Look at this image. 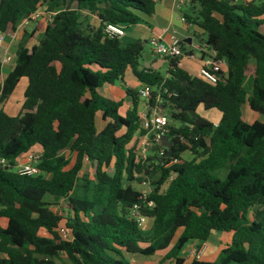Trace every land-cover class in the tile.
<instances>
[{"label":"trees","instance_id":"1","mask_svg":"<svg viewBox=\"0 0 264 264\" xmlns=\"http://www.w3.org/2000/svg\"><path fill=\"white\" fill-rule=\"evenodd\" d=\"M185 6L186 23L225 61L216 84L176 60L165 58V73L147 68L142 41L124 44L108 32V25L129 28L152 17L155 0H0L6 38L31 13H54L43 31L38 23L22 33L5 78L0 60V159L7 162L0 166V264H56L61 254L71 264H134L131 256L158 253V264H264V122L242 113L248 104L264 114V0ZM128 69L155 88L147 114L167 109L170 155L164 147L138 152L147 133L138 90L125 88L123 111V100L102 93L105 85H125ZM22 78L24 102L11 116L3 108ZM209 111L220 113L218 122ZM36 147L39 174L17 173V159ZM214 232L230 234L215 260L182 257L190 242L205 243Z\"/></svg>","mask_w":264,"mask_h":264},{"label":"crops","instance_id":"2","mask_svg":"<svg viewBox=\"0 0 264 264\" xmlns=\"http://www.w3.org/2000/svg\"><path fill=\"white\" fill-rule=\"evenodd\" d=\"M156 1V7H155V13L152 17L145 18L144 22L133 26L134 28V34L135 36H139L140 38H147V40H144V43H147L149 45V40L152 36H160L162 39L166 42H169L170 38L172 36H176L180 42H182V49L184 52V55L180 58V62L182 64V69L184 70L185 67H188L187 61H185L184 57L191 59L192 61H198V67L196 68H190L192 71L195 69L197 70L196 75L198 77V70L202 65L203 59L206 58V56H210L213 54V51L207 48V45L203 44V41L201 39V36L199 33H197V30L188 25L187 23H184L181 21L180 16L183 14L184 9L186 10L187 7H182L181 10L177 8V1L178 0H155ZM187 1V0H184ZM236 3H240L243 0H235ZM246 1H252V0H246ZM261 1V0H259ZM45 7H43L41 10L45 11ZM92 19H95V17L92 14H89ZM179 21L182 23L180 24L181 28L186 31V33H183L182 35L179 34L178 29V23ZM41 24V22H38ZM36 23V25L38 24ZM45 26V24H44ZM26 28H23L20 32L18 31L15 34L14 38H6L9 39L10 42L7 44H3V52L6 53L8 56H12L10 51L11 48L15 45L18 46L20 39L22 38L21 33L24 32ZM124 31V35L122 36L124 39L127 37V33L131 30V28H122ZM38 32V31H37ZM194 39L198 40V43L194 45ZM127 44V43H126ZM145 57L143 65L145 66L146 63V52H149L152 55L151 61L148 63L150 65L149 68H153L155 70H160L162 72H166L169 67V62L160 56L154 54L151 50V47L149 45V49H147L145 46ZM188 48V49H187ZM193 49H198L201 52L200 57H196ZM16 52V51H15ZM14 52V55H15ZM3 56V55H2ZM15 66V60L12 61V57L10 61L6 63H2V77L5 78L6 75L14 68ZM164 66H166L164 68ZM220 67L224 70L226 67V64H221ZM125 85H122L121 83H118L116 85L110 86L105 85L102 88V93L104 96L111 98L113 100H123L124 106L122 107V111L126 110V108L129 105V99L126 96V91L122 88H131L140 90L142 85L133 77L131 71L128 69L125 73ZM28 81L26 78L20 79L19 83L17 84L13 94L8 99V101L4 105V111L8 113L11 116H16L23 105L24 102V92L27 87ZM140 115L147 114L149 112V106L148 101L140 100L139 105ZM161 109L164 111H167L165 107L161 106ZM151 112V111H150ZM207 117H210L209 114L205 115ZM146 134L144 136L139 137V149L138 152H141V154L145 157L147 156L149 148L145 149V146L143 145ZM167 144V141L162 140L161 147L165 146ZM156 148V150H155ZM154 149L157 151L158 148L155 147ZM33 152L39 153V148H34L32 150ZM25 154L21 155L16 163H24L25 162ZM88 165L93 171V167L88 163L85 162V166ZM84 166V168H85ZM230 241V234L227 233H221V232H214L208 241L205 243H199V242H190L186 248L184 249V252L182 253V257H184L186 260L192 259L190 256V252L192 248L199 247L201 245L205 246V251L202 257L198 258L200 260L205 261H213L217 257L219 251ZM188 257V258H187Z\"/></svg>","mask_w":264,"mask_h":264},{"label":"built area","instance_id":"3","mask_svg":"<svg viewBox=\"0 0 264 264\" xmlns=\"http://www.w3.org/2000/svg\"><path fill=\"white\" fill-rule=\"evenodd\" d=\"M185 6L184 0L177 1V8L179 10ZM54 13H48L43 10H37L31 13L28 17L24 18L22 22L19 24L16 33L21 31L23 28L28 27L32 23L41 22L43 24H47L52 20ZM180 19L182 22L186 23V20L181 14ZM108 32L115 34L119 37L124 35V31L121 27L115 25H108L107 26ZM5 41V36L0 33V55H3L2 63H6L10 61L11 57L6 55L3 52V44ZM149 45L151 50L154 54L160 56L161 58L176 60L177 66L179 68L182 67L180 62V58L184 55L182 44L180 40L176 36H172L169 42H166L160 36H152L149 40ZM225 64V61L218 62L214 59V53L210 56H206L203 59L202 65L198 70V78L201 80L209 83V84H216L218 81V76L216 74L219 71L220 65ZM155 90L154 87L149 85H143L139 90V98L144 101H148L151 98L152 92ZM164 93L170 97L172 94L168 93L167 89L164 88ZM156 101L158 104H163V98L157 96ZM142 118V127L147 131L145 140L143 145L146 148L149 147H157L159 149L160 144L168 135V113L161 109V107H157L151 109L150 114H143ZM162 151V150H160ZM25 162L24 163H16L15 170L17 173L21 175H28V176H35L39 174V170L37 168L38 161L40 159V153L37 152H29L25 154ZM6 161L4 159H0V166H5ZM137 221L140 226L144 225V218L141 216H137ZM61 235L65 239H69V231L65 228L60 229ZM205 251V246L201 245L199 247L192 248L190 252V256L192 258H200L203 256Z\"/></svg>","mask_w":264,"mask_h":264},{"label":"rangeland","instance_id":"4","mask_svg":"<svg viewBox=\"0 0 264 264\" xmlns=\"http://www.w3.org/2000/svg\"><path fill=\"white\" fill-rule=\"evenodd\" d=\"M64 7V6H63ZM66 7V6H65ZM72 7V6H71ZM46 8V7H45ZM185 10V9H184ZM82 14L83 15H86V16H90L89 14H91L88 10H83L82 11ZM42 24V27H41V30L43 31V28H44V24ZM180 24H182L180 21L178 23V29H179V34H183V33H186L185 30H183L180 26ZM36 27V23H32L30 24L26 31L28 34H31L33 32V30L35 29ZM131 30L127 33V37L124 39L123 37H121V40L124 44L126 43H130V42H135L137 40H140L143 42L144 46L149 49V45L147 43H144V40H147V38H140L139 36H135L134 34V28L130 27ZM42 31H38L36 32L33 37H28L31 41L33 40V38H37ZM23 33V32H22ZM21 33V35H22ZM30 41V42H31ZM10 40L9 39H6L4 41V44H7L9 43ZM198 43V40L197 39H194V45H196ZM31 43H29L30 45ZM17 49V45L13 46L11 48V57H12V61L15 60V55H14V52L16 51ZM188 49V48H187ZM193 52L195 54L196 57H200L201 55V52L198 50V49H193ZM3 56L0 55V60H2ZM185 61H187V65L188 67H185L184 70L186 72H188L189 74L195 76L196 75V69L194 71H192L190 68H196L198 67V61H192L191 59L189 58H186L184 57ZM166 66H164L165 68ZM190 67V68H189ZM247 77H248V81H247V84L248 86H250V83H251V76L250 74L248 73L247 74ZM123 90H125L124 88H122ZM198 113L199 114H204L203 112H201V110L199 109L198 110ZM242 113H243V119L247 122H253L255 120H258V121H261V122H264V114H258V113H254L253 111L250 110L248 104H245L243 107H242ZM205 114H209L210 118H211V121L216 123L219 121L220 119V113L218 111H209V112H205ZM161 147V145H160ZM164 148H166L165 146H162ZM155 147H149L150 150H148L147 152V156L149 155H153L156 151L155 150H151V149H154ZM185 158H189V154H185L184 156ZM84 173H88L90 175H92L93 171H91L90 167L88 165L85 166L84 170H83ZM225 175V172L223 171L221 173V176H224ZM135 187L136 188H139V189H143V190H147L148 186L147 185H137L135 184ZM49 200H51L49 197H48ZM52 202H55V201H52ZM55 210H57V206L55 208ZM64 222L61 223V225H63ZM0 225H5V221L4 220H0ZM145 229L148 228V225H146L144 227ZM184 252V250L181 252V254ZM163 258V253H158L156 256H152V257H144V256H131L130 259L133 261L134 264H158ZM188 258V257H187ZM56 264H71V262L69 261V259L64 255V254H61L60 258L58 260H56Z\"/></svg>","mask_w":264,"mask_h":264},{"label":"water","instance_id":"5","mask_svg":"<svg viewBox=\"0 0 264 264\" xmlns=\"http://www.w3.org/2000/svg\"><path fill=\"white\" fill-rule=\"evenodd\" d=\"M181 44H182V42H181ZM151 58H152V55L149 52H146V63L147 64H145V67H147V68L150 67V65L148 63L151 61ZM21 117H22V115H21ZM163 140L167 141V144H165V147L168 149V155H170L171 149H170V144L168 143V138L165 137V138H163ZM155 150H156V148H155Z\"/></svg>","mask_w":264,"mask_h":264}]
</instances>
